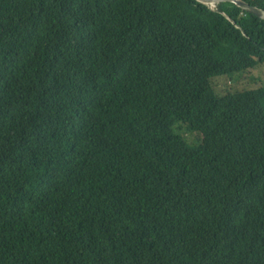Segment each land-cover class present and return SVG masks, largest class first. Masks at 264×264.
<instances>
[{"label":"trees","instance_id":"1","mask_svg":"<svg viewBox=\"0 0 264 264\" xmlns=\"http://www.w3.org/2000/svg\"><path fill=\"white\" fill-rule=\"evenodd\" d=\"M216 10L0 0V264H264V85L211 82L264 21Z\"/></svg>","mask_w":264,"mask_h":264},{"label":"rangeland","instance_id":"2","mask_svg":"<svg viewBox=\"0 0 264 264\" xmlns=\"http://www.w3.org/2000/svg\"><path fill=\"white\" fill-rule=\"evenodd\" d=\"M211 82L215 91L219 92H224L227 89H230L233 92H239L245 89H254L264 85V65L260 64L245 72L214 77ZM176 128H180L178 130V134L184 137L188 143H197L199 134L188 132L185 130L184 126L181 125H177Z\"/></svg>","mask_w":264,"mask_h":264},{"label":"water","instance_id":"3","mask_svg":"<svg viewBox=\"0 0 264 264\" xmlns=\"http://www.w3.org/2000/svg\"><path fill=\"white\" fill-rule=\"evenodd\" d=\"M197 3L209 8L212 11H217L216 8L223 3L234 4L241 8L243 11L253 14L257 18L264 21V10H260L255 7H250L248 4L242 0H195Z\"/></svg>","mask_w":264,"mask_h":264}]
</instances>
